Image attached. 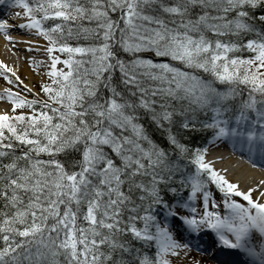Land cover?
<instances>
[{"label":"snow or ice","instance_id":"1","mask_svg":"<svg viewBox=\"0 0 264 264\" xmlns=\"http://www.w3.org/2000/svg\"><path fill=\"white\" fill-rule=\"evenodd\" d=\"M10 7L25 22L0 34L29 53L12 29L42 37L47 79L0 60V264H264V181L242 189L183 142L211 130L264 161V0Z\"/></svg>","mask_w":264,"mask_h":264},{"label":"bare ground","instance_id":"2","mask_svg":"<svg viewBox=\"0 0 264 264\" xmlns=\"http://www.w3.org/2000/svg\"><path fill=\"white\" fill-rule=\"evenodd\" d=\"M16 29L17 28L12 31L14 42L31 41L33 51L29 53L27 51L28 45L24 43H17L16 47L13 48V46L4 39V36L0 35V60L5 61L9 66L16 67L18 72L26 75L28 79L24 81L25 84L32 87L34 91H37L31 78V75L34 74L31 71L32 61L36 60L39 62L45 60V51L42 47L45 41L43 38L34 34V30L30 32L27 29L21 31H17ZM12 52H16L17 55H12ZM22 53L28 54L29 57L24 59ZM4 107L5 105L0 102V109ZM207 160L212 161L214 167L224 173L227 178L239 183L242 189H247L249 187L256 188L264 181V165L255 164L254 166L252 162L244 160L241 154L237 156L235 153H232V155L227 157L216 158L209 156Z\"/></svg>","mask_w":264,"mask_h":264},{"label":"rangeland","instance_id":"3","mask_svg":"<svg viewBox=\"0 0 264 264\" xmlns=\"http://www.w3.org/2000/svg\"><path fill=\"white\" fill-rule=\"evenodd\" d=\"M45 56L46 55H44V59H45ZM58 67H62V66H58ZM31 71L34 73L31 75L32 81L34 82V86L38 91L40 89V85L43 82V80H46L47 78L42 76V75H38L37 72L33 70V67L31 69ZM44 71H47L46 65H44L41 69V72H44ZM18 73H19V76L21 77V79L23 81H26L28 79V77L26 75H23L21 72H18ZM0 85L3 86L2 80H0ZM232 182H235V181H232ZM254 195H255V193H254ZM211 238H214V236H212ZM208 242H209V240H208ZM210 254L205 253L203 250H200V251L193 250L191 253H189V255L187 257V264H215L214 256L210 255Z\"/></svg>","mask_w":264,"mask_h":264},{"label":"trees","instance_id":"4","mask_svg":"<svg viewBox=\"0 0 264 264\" xmlns=\"http://www.w3.org/2000/svg\"><path fill=\"white\" fill-rule=\"evenodd\" d=\"M150 134L153 138L161 144L165 143V138L154 128L150 129ZM212 140L211 130L197 131L188 133L184 139V143H187L191 147H205V145Z\"/></svg>","mask_w":264,"mask_h":264}]
</instances>
